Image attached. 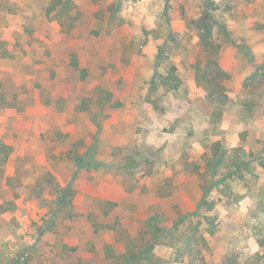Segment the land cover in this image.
<instances>
[{"label":"rangeland","instance_id":"374dc122","mask_svg":"<svg viewBox=\"0 0 264 264\" xmlns=\"http://www.w3.org/2000/svg\"><path fill=\"white\" fill-rule=\"evenodd\" d=\"M0 264H264V0H0Z\"/></svg>","mask_w":264,"mask_h":264},{"label":"trees","instance_id":"16d2710c","mask_svg":"<svg viewBox=\"0 0 264 264\" xmlns=\"http://www.w3.org/2000/svg\"><path fill=\"white\" fill-rule=\"evenodd\" d=\"M216 162H218L220 160V154H216ZM134 260V259H133ZM130 263H133V261H131Z\"/></svg>","mask_w":264,"mask_h":264}]
</instances>
